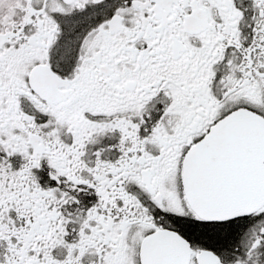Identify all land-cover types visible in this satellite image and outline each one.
Masks as SVG:
<instances>
[{
  "label": "snow or ice",
  "instance_id": "snow-or-ice-1",
  "mask_svg": "<svg viewBox=\"0 0 264 264\" xmlns=\"http://www.w3.org/2000/svg\"><path fill=\"white\" fill-rule=\"evenodd\" d=\"M0 264H264V0H0Z\"/></svg>",
  "mask_w": 264,
  "mask_h": 264
}]
</instances>
